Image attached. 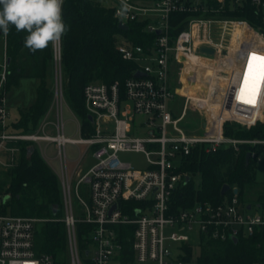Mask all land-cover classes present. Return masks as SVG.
Instances as JSON below:
<instances>
[{
    "label": "built area",
    "instance_id": "1",
    "mask_svg": "<svg viewBox=\"0 0 264 264\" xmlns=\"http://www.w3.org/2000/svg\"><path fill=\"white\" fill-rule=\"evenodd\" d=\"M105 1L117 24L128 27L141 22L143 31L154 37L148 46H140L123 35L116 36L115 50L135 68L122 88L117 82L84 86V108L92 118V130L83 136L78 124L76 139L64 135L62 112L55 123L43 122L33 132L12 127L6 102V36L0 32L4 45L0 167L16 166L22 148L29 145L50 163L46 148L54 145L70 264H83V256L89 258L88 264H123L121 238L127 232L132 253L124 264H193L182 260L183 246H198L201 236L223 242L264 233V207L241 203L237 192L222 202H196L176 213L169 205L172 194L186 184L189 175L181 168L194 149L208 154L222 147L237 150L241 143L264 146V140H237L223 132L228 122L246 128L264 122V80L258 75L264 66V35L244 20L219 17L227 2L232 6L243 0ZM250 2L264 10L263 1ZM174 15L182 18L173 27ZM249 63L255 80L242 89ZM53 64V96L59 110L63 99L60 45L53 49ZM190 65L194 69L183 76ZM199 67L201 77L196 75ZM137 72L143 75L136 77ZM201 79L208 84L207 95L193 96L187 85ZM175 99L182 100L178 112L168 104ZM194 113L198 117L191 116ZM51 125L52 134L47 131ZM66 143L85 146L80 155L90 152L94 159L74 179L67 172ZM127 152L142 154L146 168L122 161L119 153ZM251 157L260 162L264 153L253 151ZM7 200L8 195L0 194V204ZM37 222L36 218L0 213V264H55L51 256L35 253ZM78 224L86 226L84 248L78 240Z\"/></svg>",
    "mask_w": 264,
    "mask_h": 264
},
{
    "label": "trees",
    "instance_id": "2",
    "mask_svg": "<svg viewBox=\"0 0 264 264\" xmlns=\"http://www.w3.org/2000/svg\"><path fill=\"white\" fill-rule=\"evenodd\" d=\"M219 17L244 20L264 35V10L252 5L250 0L232 6L227 2ZM181 18L182 15L172 16L171 25L174 27ZM63 19L69 30L60 43L62 88L68 107L81 119L85 131L91 123L84 108V86L90 82L107 85L117 82L122 88L135 68L132 62L122 59L115 50L116 36L120 34L136 45L148 46L154 35L144 32L141 22H131L127 30H119L113 10L105 0H64ZM181 28L174 30V33ZM25 36V32L18 33L12 27L5 38L8 60L6 90L18 86L21 79L38 81L34 101L20 110L18 119L12 123L15 130L31 132L51 105L53 92L47 82L53 75L54 64L51 45L44 50L31 52L24 46ZM223 132L225 136L238 140L264 139V122L249 128L228 122L224 124ZM254 150L252 146L239 150L222 147L206 154L201 149H194L181 168L191 179L172 194L169 204L171 211L176 213L196 202H222L233 195V189L237 190L241 203H251L245 202L244 197L252 191L254 202L264 207V183L256 180L257 162L250 159L247 165L245 163L246 153ZM195 176L198 177L199 186L192 181ZM223 185L229 186V190L222 195L220 191ZM5 186L9 200L0 204V213L41 219L34 225L36 255H49L55 264L64 263L67 241L65 226L61 221V189L55 173L37 149L28 151L27 146L22 148L17 165L5 172V177L0 180V190ZM53 206H56L55 213ZM77 228L80 246L84 248L86 226L78 224ZM121 243L124 264L127 255L132 253L128 232L122 236ZM199 248V254L193 256L190 247L183 246L185 256L182 260L193 264H264V233L261 232L238 236L236 243L231 239L221 242L201 236Z\"/></svg>",
    "mask_w": 264,
    "mask_h": 264
},
{
    "label": "rangeland",
    "instance_id": "3",
    "mask_svg": "<svg viewBox=\"0 0 264 264\" xmlns=\"http://www.w3.org/2000/svg\"><path fill=\"white\" fill-rule=\"evenodd\" d=\"M3 54H4V45H3V40L0 37V62L2 61ZM193 69H194V67L191 68V66L185 68L183 76H185L188 72L192 71ZM200 71H201L200 68L198 70H196V75L198 77H201ZM254 71L255 70L252 68L251 64L249 63V65L246 67V71H245L244 76H243V82H242V86H241L242 89L246 88L247 86H249L251 83L254 82V80H255ZM201 81H202V79L199 80V82H201ZM37 83H38V81L34 80V79H21L19 81L18 86H11L9 88V90L6 93V102H7L8 112H9V122L10 123L16 122V120L18 119L19 111L24 109V108H27L34 101L35 95H36L35 93H36ZM47 83L49 84V86L53 92V95H54V88H55V72H54V70H53L52 77L50 78V80H48ZM62 95H63V99H62L61 107L59 110H58L59 107L57 108V104L54 100V96H52L51 105H50L47 113L38 122L36 128H38V126L43 122L49 121L52 124L55 123L57 115L60 114V112H62L61 113V119H62L63 124H64V135L66 137H70V138H74V139L79 138V131L77 128L78 124L81 128V133L83 136H84V134L91 133L88 131L89 130L91 131L92 127L90 126L89 128H85V131H83L81 119L75 114V112H73L68 107V104H67L65 96H64L63 88H62ZM181 103H182V100L175 99L172 103L169 102L168 104L176 112H178L179 108L181 106ZM194 114H191V116H194L195 118L198 117V115H196V113H194ZM33 131H31V132H33ZM47 131L51 132V134H52L53 133V126L52 125L48 126ZM26 133H28V132H26ZM247 140H264V139H247ZM240 145L243 147L244 146L245 147L246 146H252V145L247 144V143H241L238 146H240ZM30 146L33 147V145H30ZM241 146H240V148L238 147L237 150L242 149L243 147H241ZM41 147L44 148L45 144L42 143ZM252 147H255V150H256V151L254 150L255 155H260L264 151V146L255 145ZM64 150H65V153L67 156V172L68 173L73 172L74 169H75L74 170L75 173L79 172L80 170H81V172H85L94 163V159L90 155V152H86L84 156L80 155V154L84 153L85 146L73 145V144L66 143L64 146ZM252 152L253 151H251V152L249 151L248 153H252ZM46 154L50 159V163H47L45 161V159L43 158V156L40 155V153H39V155L44 160V162L55 173V175L58 179L59 185H60V176H61L60 172L61 171H60V167H59V161L56 158V151H55L54 145L50 144L49 146H47ZM79 156H80V158H79ZM118 156L122 161L131 163L137 169L142 170V169L146 168L145 158L140 153H135V152L119 153ZM250 159L256 160L255 157L254 158L251 157ZM77 163H79V165H76ZM8 170L9 169L5 170L4 168L0 167V180H2L5 177V172H7ZM69 175H71V174H68V176ZM74 177H77V174H75ZM256 180L260 183H264V158H262V161L256 163ZM192 181L194 182V184L196 186H199V180H198L197 176L193 177ZM60 189H61V186H60ZM0 194L5 195V196L6 195L9 196V193L6 190V186L4 188H2V190H0ZM244 201L245 202H251V203L255 204L254 193L252 191L247 192L245 197H244ZM76 204H77L76 200L73 199V205L76 206ZM40 221H42V220L38 219V223ZM189 247L192 250L193 256H197L199 254V250H200L199 245L198 246H196V245L191 246L190 245ZM82 259L84 260L83 264H88V263H86L89 259L88 257L83 256ZM62 264H70L68 250H67V255H66L65 261Z\"/></svg>",
    "mask_w": 264,
    "mask_h": 264
},
{
    "label": "clouds",
    "instance_id": "4",
    "mask_svg": "<svg viewBox=\"0 0 264 264\" xmlns=\"http://www.w3.org/2000/svg\"><path fill=\"white\" fill-rule=\"evenodd\" d=\"M63 4L64 0H0V32L7 36L12 27L18 33L25 32L23 43L31 52L50 45L55 49L69 30Z\"/></svg>",
    "mask_w": 264,
    "mask_h": 264
},
{
    "label": "water",
    "instance_id": "5",
    "mask_svg": "<svg viewBox=\"0 0 264 264\" xmlns=\"http://www.w3.org/2000/svg\"><path fill=\"white\" fill-rule=\"evenodd\" d=\"M118 29H119V30H127L128 27H127L126 25L118 24ZM7 61H8V60H7ZM142 75H143V74H142V73H139V72H137V73L135 74L136 77H139V76H142ZM87 119H88L89 121L92 120L91 116H89V115L87 116ZM27 150H28V151H32V150H33V147H31V146L29 145V146L27 147ZM249 160H250V153H246V155H245V163H246V165L249 163ZM189 180H190V177L187 176V177L185 178V183H188ZM228 190H229V186H227V185H223L222 188H221L220 193L223 195V194H224L225 192H227ZM233 192L236 193L237 190L234 189ZM114 207H115V206H113L112 208H114ZM249 207H250V206H247L248 209H249ZM55 211H56V206H53V213H55ZM230 239H231L234 243L237 242V238H236V237H231Z\"/></svg>",
    "mask_w": 264,
    "mask_h": 264
},
{
    "label": "bare ground",
    "instance_id": "6",
    "mask_svg": "<svg viewBox=\"0 0 264 264\" xmlns=\"http://www.w3.org/2000/svg\"><path fill=\"white\" fill-rule=\"evenodd\" d=\"M191 68H192V66H191ZM199 68H201V67H199ZM242 82H243V79H242ZM187 86H188L187 91L191 94L195 93L196 95H198V94L199 95H203V94L207 95L208 84H205V82H197V81L191 82ZM193 96H195V95L193 94Z\"/></svg>",
    "mask_w": 264,
    "mask_h": 264
},
{
    "label": "snow or ice",
    "instance_id": "7",
    "mask_svg": "<svg viewBox=\"0 0 264 264\" xmlns=\"http://www.w3.org/2000/svg\"><path fill=\"white\" fill-rule=\"evenodd\" d=\"M258 75L261 80H264V66H261L260 69H258Z\"/></svg>",
    "mask_w": 264,
    "mask_h": 264
},
{
    "label": "crops",
    "instance_id": "8",
    "mask_svg": "<svg viewBox=\"0 0 264 264\" xmlns=\"http://www.w3.org/2000/svg\"><path fill=\"white\" fill-rule=\"evenodd\" d=\"M74 170H75V169H74ZM74 170H73V172L69 173V174H71V175H69V177H70V178H73V179L76 178V177H74V175L77 174V173L74 172ZM77 175H78V174H77Z\"/></svg>",
    "mask_w": 264,
    "mask_h": 264
}]
</instances>
